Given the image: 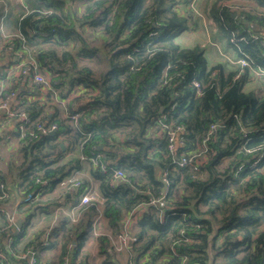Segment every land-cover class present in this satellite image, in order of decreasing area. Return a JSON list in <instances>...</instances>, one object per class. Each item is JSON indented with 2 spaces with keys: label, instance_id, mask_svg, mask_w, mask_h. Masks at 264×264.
<instances>
[{
  "label": "trees",
  "instance_id": "16d2710c",
  "mask_svg": "<svg viewBox=\"0 0 264 264\" xmlns=\"http://www.w3.org/2000/svg\"><path fill=\"white\" fill-rule=\"evenodd\" d=\"M39 1L55 12H20L14 25L57 95L68 98L74 91L67 108L78 118L76 124L62 118L50 91L42 100L26 99L25 132L35 131L37 124L54 123L56 129L19 148L21 161L10 184L22 196L40 188L35 178L58 185L80 169L75 151L80 143L84 153L93 146L104 154L105 170L90 168L102 198L99 209L86 205L75 223L61 215L47 243L32 245L36 264L41 251L59 245L61 260L66 255L69 264H88L82 248L99 210L107 228L96 236L97 253L104 264H121L109 236L121 233L132 208L160 195L166 207L146 209L128 232L135 238L127 248L131 264H264V92L244 89L248 68L264 70V49L251 39L245 22L264 25V19L249 14L240 19L225 6L210 7L209 17L228 43L233 46L231 32L245 37L237 52L252 62L225 73L220 65L207 66L200 46L176 43L175 37L191 26V17L178 10L188 0H93L83 12L68 6L70 0ZM254 1L264 7V0ZM95 36L101 44L92 43ZM13 40L14 46L20 42ZM99 51L106 69L95 76L83 61ZM17 92L20 97L41 94L36 87ZM212 124L216 128L208 134ZM165 125L183 128V144L173 152ZM202 149L207 157L199 167L173 162ZM114 169H121L124 179L113 180ZM5 179L0 171V181ZM26 228L24 223L15 233L0 229L13 238L15 253ZM180 236L189 240L171 245Z\"/></svg>",
  "mask_w": 264,
  "mask_h": 264
},
{
  "label": "crops",
  "instance_id": "0c3cea01",
  "mask_svg": "<svg viewBox=\"0 0 264 264\" xmlns=\"http://www.w3.org/2000/svg\"><path fill=\"white\" fill-rule=\"evenodd\" d=\"M19 2L18 0H15ZM23 1V0H21ZM20 1V2H21ZM37 1V0H36ZM39 1V0H38ZM93 0H70L67 4L68 6H73L75 9L82 12L85 6L92 2ZM30 2V1H29ZM42 2L36 3L34 0L30 2L33 6H40ZM3 5V4H0ZM14 6L12 14L17 15L20 12H23L20 6L16 4H12ZM195 9L191 10L189 4L178 6V10L184 14L189 15L191 17V26L188 30H185L179 33L175 37L176 43L181 47L191 48L194 46H200L203 50V55L206 59V63L208 67L220 65L222 67L223 72H229L240 68V64L237 60L241 57L237 50L228 43L226 34L220 29L219 25L209 17L210 7L216 5L217 7H226L233 16L239 17L243 19V14H249L252 16H256L264 19V7L258 5L254 0H194ZM43 8V4L40 6ZM6 9L4 8V11ZM2 8H0V12ZM10 23L5 25V33L4 26H0V67L5 64L11 63L13 61V57H15L12 51H8L5 48V45L11 41L13 42L15 38L19 39V32L14 25L13 20L9 21ZM247 24L248 29L252 33H259L264 35V25H261L256 22H251L247 20L245 22ZM249 76L247 82L245 83L244 89L246 91H253L257 93L264 92V75L255 73L254 69L248 68ZM46 74V73H45ZM6 88H16V90H22L23 88H34L35 86L29 85L25 82L22 77L15 78V75L12 73L10 78L5 82L4 85ZM81 87L76 88L75 91L80 90ZM74 91H72L73 93ZM80 93V92H79ZM36 96V95H35ZM35 96H29L28 99L35 100ZM71 95L68 96L70 98ZM17 98L12 97L8 100V108L14 107L16 104ZM56 100L54 99V102ZM57 108H59V114L62 118H65L63 115V110L60 105L56 103ZM5 109H0V117L4 113ZM52 109H49L51 112ZM49 112V113H50ZM16 120L14 118L10 119L6 124L0 126V152L5 153L8 147H5V143L10 141L11 143L16 141L17 130ZM9 137V138H7ZM13 145L10 146V151H13V155L15 153L18 154V150H15ZM9 151V150H8ZM9 151V152H10ZM77 154L79 152H76ZM81 161V160H80ZM4 164L2 160V156L0 155V171L2 169V165ZM91 163L88 161H81V167L79 170L78 177L82 179L85 184L91 185L96 194H99L98 190V182L92 178L90 174ZM94 166V165H93ZM44 181L41 183V196L38 202L35 204H23L22 194L21 192L12 184H10V196L8 200L2 204L6 210L12 212L13 223L8 227L9 231L15 233L18 231L19 226L24 225L26 223V235L21 238L18 244L17 253L26 252L29 249H34L37 246H32L38 241L42 240L46 231L56 223L58 218L61 215H64L61 209H65L70 206L71 203L76 201L77 194L74 189L66 190L58 185L52 186L50 184H46ZM47 204V208L44 210V207ZM32 205L30 207L26 206ZM34 205H36L34 207ZM41 205V206H40ZM37 209L38 215L36 217L32 216V212H35ZM31 214V215H30ZM29 216V220L26 222V218ZM19 224V226L17 225ZM7 222L0 212V229L6 226ZM107 228V222L104 217L100 214L97 219V224L95 226V232L102 233L105 232ZM0 232V251L8 252V237L7 235L1 234ZM98 233V234H100ZM96 234L93 232L88 237L86 244L83 246L82 250L85 251L89 257L87 258L88 264H104L102 261V257L97 253V241ZM75 238H71V243L74 244ZM30 245V246H29ZM28 246V247H26ZM23 248H25L23 250ZM128 248V247H127ZM127 248L123 249V259L121 264H131L130 253ZM39 264H69V257L66 255H62V260L60 258L61 248L60 245L48 248L40 253ZM19 264H23L22 261L27 264V259H17Z\"/></svg>",
  "mask_w": 264,
  "mask_h": 264
},
{
  "label": "built area",
  "instance_id": "2783aa9c",
  "mask_svg": "<svg viewBox=\"0 0 264 264\" xmlns=\"http://www.w3.org/2000/svg\"><path fill=\"white\" fill-rule=\"evenodd\" d=\"M21 1V0H18ZM194 0H189V7L191 10H194ZM47 12H50L48 10ZM251 39L257 40L262 49H264V35L259 33H251ZM19 44L14 46V42L9 41L5 48L8 51H12L15 57H13V61L11 63L5 64L0 67V109H5L4 113L0 117V126L6 124L10 119L14 118L16 120V126L18 134L16 136L15 141V150H19V148L26 143V141H31L36 138L39 134H45L47 132H53L56 129V124L51 123L47 126L43 124H37L35 131H31L29 133L25 132L27 124L30 122L29 114L25 111V100L29 98L27 95H22L21 97L18 96V92L16 88L8 89L6 88L5 82L10 78L12 73L15 75V78L22 77L26 83L32 86H35L38 91L41 93L36 95L34 98L42 100L43 94L50 91L56 100L55 103H58L63 110V115L66 119L70 120L73 124H76L78 114L76 112L69 111L70 109L67 108L68 100L74 96V93H71L70 98H61L57 95V92L53 88L50 80L41 70L40 64L35 58V56L30 52L25 40L22 36H19ZM245 40V37H237L234 32L230 33L229 41L233 44L235 49L239 52L238 41ZM237 62L240 66H251L252 62L249 60L248 56L243 55L241 56ZM254 69L255 73L264 75V70L258 67L252 68ZM197 86V84H195ZM12 97H16L17 101L14 107L8 108V100ZM163 126V125H162ZM166 128V136H167V148L170 152L175 150L176 144L182 145L183 139L181 138V133L183 128L177 126L174 129H170L167 125L164 126ZM216 125L212 124L210 126V131L208 134L213 133L215 130ZM28 134V136H27ZM207 136L204 139H207ZM27 136V137H26ZM9 138V137H7ZM83 142V141H82ZM82 145L81 143L77 146L76 150L81 161H88L94 166L100 167L101 170H105V165L103 163L104 154L100 151H95V148L91 146L89 152L84 153L81 151ZM205 149L198 151L194 154L190 155H181L179 158H174V164L178 167H183L187 164L195 163L193 159L197 156L202 155ZM205 154V153H204ZM239 169V168H238ZM79 170H74L68 176H65L58 184L59 187H62L66 190L74 189L77 194V199L74 204L70 205L65 209H61L62 213L66 216L67 220L70 223H75L81 212L83 211L84 207L90 203H94L96 207L99 209L102 198L93 190L91 185L85 184L81 178L78 177ZM165 176V172L163 173ZM112 178L113 180H120L124 179V173L121 169H114L112 171ZM45 180L40 178H35V183H42ZM41 187L34 192H28L22 197L23 204H30L38 202L41 196ZM10 196V190H8L6 184L3 181H0V203H4L8 200ZM166 200L163 195L157 197H149L145 202L137 205L136 207L132 208L123 218L122 221V231L119 233L112 242L116 251H122L127 246V238L130 237L132 240H135L133 236H129L128 232L130 231L132 225L136 222V220L143 214L146 209H154L161 211L166 207ZM0 212L4 216L7 224L6 228H8L13 223V216L12 212L6 210L4 207L0 205ZM100 216V210L98 211ZM98 216L93 221V229L92 232L97 235L95 232V226L97 224ZM50 228L44 234L41 244L45 245L48 241ZM183 231L180 230V234ZM189 239L186 237L180 236L178 239L174 240L171 245H177L182 243L183 241H188ZM13 243V238L8 237V246H9V253L11 257L7 256L4 252L0 251V263L2 264H19L16 262L17 259H27V264H36L35 254L36 251L32 248L27 250L23 253H15L11 248ZM64 264V263H63ZM182 264H185L184 262ZM191 264H198L197 262H192Z\"/></svg>",
  "mask_w": 264,
  "mask_h": 264
},
{
  "label": "rangeland",
  "instance_id": "374dc122",
  "mask_svg": "<svg viewBox=\"0 0 264 264\" xmlns=\"http://www.w3.org/2000/svg\"><path fill=\"white\" fill-rule=\"evenodd\" d=\"M32 1V0H23V1H19V2H17V1H15V0H0V4H3V5H0V8H2V11L0 12V26L1 27H3L4 26V31H5V25L8 23H10L9 21L10 20H13V18H14V14H12V12H14L13 11V8H11L10 10H9V8L10 7H12V6H14V5H12L13 3L14 4H16L17 6L19 5H21L20 6V8L22 9V11L23 12H31L32 10H39V11H43L44 13H48L47 11L48 10H50V12H55L54 11V9H52V8H38V6H35L34 8H33V6L30 4V2ZM37 4L38 3H40V1H36V0H34ZM70 2V1H69ZM188 4H189V0H188ZM41 5H42V3H41ZM40 5V6H41ZM68 5V4H67ZM193 5H194V3H193ZM39 6V7H40ZM4 8L6 9L5 11H4ZM71 8H75V7H73V6H71ZM194 8H195V5H194ZM84 11V8H83V10H82V12ZM57 12H59V11H57ZM80 15V14H79ZM78 15V16H79ZM5 33H7V31H5ZM94 41H92V43H94V44H96V45H99V44H101L102 43V39H100V37L99 36H95L94 37ZM99 54H100V57H99ZM98 55V57H96V58H94V59H92V60H85V61H83L84 63H86V64H88L90 67H91V69L93 70V73H94V75L95 76H98L104 69H106V62L104 61V55L102 54V52H100L99 51V53L97 54ZM43 73L45 74L46 72H44L43 71ZM47 77H48V79L50 80V82H51V79L49 78V74H47ZM51 84H52V82H51ZM54 88V87H53ZM56 91V90H55ZM57 92V91H56ZM54 98V97H53ZM43 99V98H42ZM5 145V147L7 146L8 148V150L10 151V146L11 145H13V148H14V146H15V142L13 141L12 143L10 142V141H8L7 143H5L4 144ZM12 148V149H13ZM5 151V153H2V152H0V155L2 156V160H3V162H4V164L1 166L2 167V169H1V172L3 173V175L5 176V183H6V186L9 188V186H10V180H11V177L13 176V168L18 164V163H20V161H21V159H20V154L18 153H15L14 155H13V151L11 152H9V151ZM206 155L204 154V152L202 153V155H200V156H197L195 159H193V162H195V163H192V166H194V167H199L201 164H203V162L206 160ZM10 189V188H9ZM36 203V202H35ZM35 203H31L32 205L33 204H35ZM32 205H27L26 207H30L31 208V206ZM36 205H34V207H35ZM41 206V205H40ZM32 214V216L33 217H36L37 215H38V212H37V209H35V212H32L31 213ZM30 214V215H31ZM98 233H100V232H98ZM98 233H97V235H98ZM115 237L116 236H109V238H111L112 239V242H113V240L115 239ZM128 238H130V237H128ZM110 239V240H111ZM131 239V238H130ZM132 240V239H131ZM112 242H111V244H112ZM132 242H134V240H132L131 241V243ZM130 245V244H129ZM129 245H128V241H127V246H126V248L127 247H129ZM114 248V247H113ZM115 249V248H114ZM123 251L124 250H122V251H117L118 252V257H120V259L122 260L123 259Z\"/></svg>",
  "mask_w": 264,
  "mask_h": 264
},
{
  "label": "water",
  "instance_id": "95a60500",
  "mask_svg": "<svg viewBox=\"0 0 264 264\" xmlns=\"http://www.w3.org/2000/svg\"><path fill=\"white\" fill-rule=\"evenodd\" d=\"M61 147H63V145H62V144H61ZM99 148H100V146H99ZM99 148H98V149H99ZM17 225L19 226V224H18V223H17ZM127 241H128V245H129V244H131V241H132V240H131L130 238H127Z\"/></svg>",
  "mask_w": 264,
  "mask_h": 264
}]
</instances>
